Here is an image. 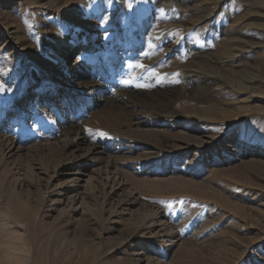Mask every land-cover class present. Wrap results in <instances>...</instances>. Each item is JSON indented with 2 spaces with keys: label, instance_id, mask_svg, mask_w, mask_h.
<instances>
[{
  "label": "rangeland",
  "instance_id": "rangeland-1",
  "mask_svg": "<svg viewBox=\"0 0 264 264\" xmlns=\"http://www.w3.org/2000/svg\"><path fill=\"white\" fill-rule=\"evenodd\" d=\"M0 85V264H264V0H0Z\"/></svg>",
  "mask_w": 264,
  "mask_h": 264
},
{
  "label": "bare ground",
  "instance_id": "bare-ground-1",
  "mask_svg": "<svg viewBox=\"0 0 264 264\" xmlns=\"http://www.w3.org/2000/svg\"><path fill=\"white\" fill-rule=\"evenodd\" d=\"M35 2V1H34ZM68 86H71L72 87V85L71 84H69ZM239 86V85H238ZM77 137V140L75 139V138H72V139H68V143H67V145L68 146H71V147H78L79 146V142H83V138L82 137H80V136H76Z\"/></svg>",
  "mask_w": 264,
  "mask_h": 264
},
{
  "label": "snow or ice",
  "instance_id": "snow-or-ice-1",
  "mask_svg": "<svg viewBox=\"0 0 264 264\" xmlns=\"http://www.w3.org/2000/svg\"><path fill=\"white\" fill-rule=\"evenodd\" d=\"M78 59H79V57H78ZM139 67H141V68H143L144 67V65H138ZM124 83H128V81H124ZM138 87H144L145 85H137ZM5 91H11V89H6L4 86H2V85H0V92H5ZM106 135V133H103V132H101L100 133V136H105ZM93 139H95V137H93Z\"/></svg>",
  "mask_w": 264,
  "mask_h": 264
}]
</instances>
